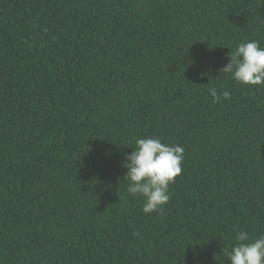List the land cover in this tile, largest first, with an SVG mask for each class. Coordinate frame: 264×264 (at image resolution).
<instances>
[{"label":"trees","instance_id":"trees-1","mask_svg":"<svg viewBox=\"0 0 264 264\" xmlns=\"http://www.w3.org/2000/svg\"><path fill=\"white\" fill-rule=\"evenodd\" d=\"M248 40L264 0H0V264H230L264 234V86L221 71ZM151 136L185 152L146 214L121 165Z\"/></svg>","mask_w":264,"mask_h":264},{"label":"clouds","instance_id":"clouds-1","mask_svg":"<svg viewBox=\"0 0 264 264\" xmlns=\"http://www.w3.org/2000/svg\"><path fill=\"white\" fill-rule=\"evenodd\" d=\"M221 71L241 85L264 86V47L256 40L240 42ZM208 93L214 103L230 97L229 91L218 93L215 86ZM131 148L121 165L127 169L126 191L143 198L144 213L162 211L170 199L169 186L182 172L185 149L156 136L137 138ZM233 230L236 242L227 253L230 264H264V234L250 238L247 231Z\"/></svg>","mask_w":264,"mask_h":264}]
</instances>
